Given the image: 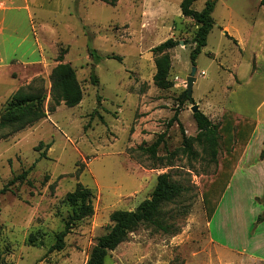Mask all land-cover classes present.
Masks as SVG:
<instances>
[{
  "label": "rangeland",
  "instance_id": "1",
  "mask_svg": "<svg viewBox=\"0 0 264 264\" xmlns=\"http://www.w3.org/2000/svg\"><path fill=\"white\" fill-rule=\"evenodd\" d=\"M1 1L9 10L0 25V40L7 38L0 46V112L12 94L29 86L48 94L49 109L51 74L61 53L63 63L75 69L83 92L78 106L62 104L49 111L46 119L0 141V190L29 170L26 181L0 195L1 264H86L97 240L111 225L110 214L134 210L150 198L162 173H170L185 188L184 195L164 209L169 231L141 225L109 253L105 264H264L215 246L209 238L202 182L220 169L222 147L216 162L203 154L197 142L195 155L183 151L180 125L186 136L198 134L191 110L194 105L213 123H219L224 114L215 111L226 108L227 97L230 107L252 111L248 106L254 101L246 100L240 91L226 94L232 82V63L238 56L233 43L221 36V29L213 28L194 65L196 24L182 15L181 0H120L115 7L98 0ZM206 1L197 0L193 9L201 11ZM222 1L232 4L236 0ZM222 1L213 18L225 26L230 17ZM247 3L252 11L254 1ZM237 13L234 24L240 21ZM24 38L29 42L20 44ZM170 38L179 45L169 52L168 79L173 86L163 90L154 84L156 56L152 50ZM90 49L97 51L99 62ZM230 51L235 54L233 61L224 56ZM30 61L36 63H23ZM194 67L197 81L192 97L186 100L183 83ZM93 75L96 85L91 81ZM176 113L178 122L170 123ZM162 134L164 143L157 158L139 150ZM41 142L52 145L46 159H40L45 146L36 151ZM78 183L94 192V215L74 226L63 251L49 253L72 212L65 197ZM223 196L224 215L216 216L210 232L229 245L226 208L230 194ZM256 204L257 212L244 213L251 234L264 227V205Z\"/></svg>",
  "mask_w": 264,
  "mask_h": 264
},
{
  "label": "trees",
  "instance_id": "2",
  "mask_svg": "<svg viewBox=\"0 0 264 264\" xmlns=\"http://www.w3.org/2000/svg\"><path fill=\"white\" fill-rule=\"evenodd\" d=\"M98 1L111 7H115L119 2V0ZM196 1L181 0L180 3L182 15L185 18L193 20L196 24V31L192 39L194 48L191 53L194 65L198 56L207 46L209 34L214 28L213 12L217 3V1L207 0L202 10L196 11L193 9ZM260 4L264 9V0H261ZM178 45L179 41L170 38L152 50L156 56V74L153 80L154 84L160 89L167 90L173 86L172 82L168 79L171 67L169 52ZM90 55L97 62L101 60L96 50L90 49ZM63 56L62 53L59 55V64L53 69L51 74L49 109L46 104L48 94L42 88L33 89L29 86L28 88L17 90L5 102L0 112V141L6 140L46 119L49 111H54L56 107L62 104L73 108L81 103L83 92L77 79L76 71L70 64L63 63ZM91 81L94 85L98 83L95 75L91 76ZM185 99L189 100L190 98L186 97ZM193 116L198 129L196 137L186 136L180 125L183 136V151L188 155H195L193 145L197 142L202 148L203 154H209L213 162H216L220 147H222L224 152V156L220 160V169L213 177L207 178L202 182V197L210 222L230 183L237 164L253 135L256 122L251 119L239 118L230 111L224 112L219 123H213L201 111ZM173 122H178L177 113L170 120V123ZM164 138L165 134H162L150 146L145 147L141 145L139 150L143 154L149 155L152 159L157 158L158 150L164 143ZM44 146L45 151L40 154V159L47 158L46 151L52 145H45L41 142L36 147V151H41ZM261 158H264V151L261 153ZM168 166H172L171 163ZM28 175L29 170H26L13 177L0 190V195L11 192V187L18 182L26 181ZM184 193L185 188L181 184L174 182L170 173L158 175L156 186L150 198L142 201L134 210H116L110 214L111 225L107 233L97 240L86 264H105L109 253L126 242L129 235L141 225H152L167 233L169 227L166 225L164 209L166 206L178 201ZM93 200L94 192L81 183L77 184L74 191L67 193L65 203L72 207V212L67 216L63 230L56 234L55 243L50 247L49 253L63 251L66 246V237L72 232L74 226L94 215ZM29 243H34L33 236L29 238ZM1 261L2 256L0 254V264Z\"/></svg>",
  "mask_w": 264,
  "mask_h": 264
},
{
  "label": "crops",
  "instance_id": "3",
  "mask_svg": "<svg viewBox=\"0 0 264 264\" xmlns=\"http://www.w3.org/2000/svg\"><path fill=\"white\" fill-rule=\"evenodd\" d=\"M217 1L216 5L222 0ZM253 1L252 11L247 9V0H236L232 4L222 1L223 7L229 13L230 24L221 26L219 23L216 24L214 19V27H219L221 36L228 38L233 43V48L237 50L236 56H238L232 63V82L226 89V94L229 95L232 92L235 94L240 91V95L246 100L257 102H252L248 106L252 111L246 112L239 108L230 107L228 105L230 104V97H227L226 108L215 111L220 113L230 111L239 118L254 120L256 127L225 191V194H230L229 207L226 208V220H228L227 213L230 215V222L228 221L230 230L228 228L226 237L227 241L232 244L227 245L219 242L210 232L216 216L224 215L225 211L222 209L224 196L212 220L208 222L207 231L215 246L231 249L248 261L264 263V227L255 234H251L249 231L251 223L247 222L248 218L244 214L248 211L253 214L257 212L259 210L257 201L264 205V158H261V153L264 151V9L260 4L261 0ZM8 10L9 7H6L4 2L0 0V17H2L0 25L3 24ZM236 10L238 11L236 15L240 17V21H236L234 24L233 17ZM6 42L7 38L3 36L0 40V46ZM25 42H29L28 38H24L20 44ZM35 44H39L36 39ZM234 55L232 51L224 54L227 60L232 61ZM0 61L2 62V59ZM23 63H36V61ZM222 223L223 216L219 221V224ZM234 244L238 246L234 248L232 246ZM249 245H252L251 248Z\"/></svg>",
  "mask_w": 264,
  "mask_h": 264
},
{
  "label": "water",
  "instance_id": "4",
  "mask_svg": "<svg viewBox=\"0 0 264 264\" xmlns=\"http://www.w3.org/2000/svg\"><path fill=\"white\" fill-rule=\"evenodd\" d=\"M213 1H216V0H213ZM181 45H184V42H180ZM196 73H197V68L194 67L190 76L187 78L186 80V94L184 95V99L186 97L188 98H191L192 97V94H193V87L197 81V78H196ZM193 114H196L197 112L200 111L198 105H194L192 108H191Z\"/></svg>",
  "mask_w": 264,
  "mask_h": 264
},
{
  "label": "built area",
  "instance_id": "5",
  "mask_svg": "<svg viewBox=\"0 0 264 264\" xmlns=\"http://www.w3.org/2000/svg\"><path fill=\"white\" fill-rule=\"evenodd\" d=\"M185 84H186V81H184L183 85H185Z\"/></svg>",
  "mask_w": 264,
  "mask_h": 264
}]
</instances>
